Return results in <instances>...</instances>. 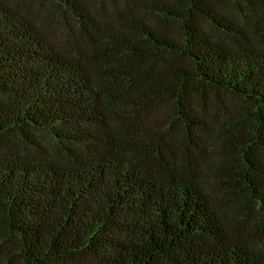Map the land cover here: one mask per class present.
<instances>
[{
    "label": "trees",
    "instance_id": "obj_1",
    "mask_svg": "<svg viewBox=\"0 0 264 264\" xmlns=\"http://www.w3.org/2000/svg\"><path fill=\"white\" fill-rule=\"evenodd\" d=\"M0 264H264V0H0Z\"/></svg>",
    "mask_w": 264,
    "mask_h": 264
},
{
    "label": "rangeland",
    "instance_id": "obj_2",
    "mask_svg": "<svg viewBox=\"0 0 264 264\" xmlns=\"http://www.w3.org/2000/svg\"><path fill=\"white\" fill-rule=\"evenodd\" d=\"M225 99H227V100H230L228 97H224Z\"/></svg>",
    "mask_w": 264,
    "mask_h": 264
}]
</instances>
